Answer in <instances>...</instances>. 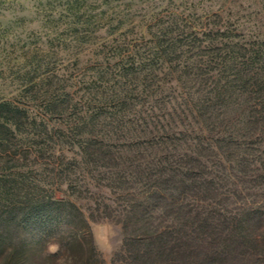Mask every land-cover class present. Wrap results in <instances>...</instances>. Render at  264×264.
I'll return each instance as SVG.
<instances>
[{
  "label": "trees",
  "instance_id": "obj_1",
  "mask_svg": "<svg viewBox=\"0 0 264 264\" xmlns=\"http://www.w3.org/2000/svg\"><path fill=\"white\" fill-rule=\"evenodd\" d=\"M149 7L0 0L1 252L21 230L75 208L32 176L36 164L52 165L70 181L69 165L57 162L65 148H76L87 178L100 175L152 213H192L197 205L183 196L264 192V42L168 34L171 26L152 33L143 24ZM210 206L196 213L202 223L213 225L216 214L249 223L248 212Z\"/></svg>",
  "mask_w": 264,
  "mask_h": 264
},
{
  "label": "rangeland",
  "instance_id": "obj_2",
  "mask_svg": "<svg viewBox=\"0 0 264 264\" xmlns=\"http://www.w3.org/2000/svg\"><path fill=\"white\" fill-rule=\"evenodd\" d=\"M15 1L26 7L36 2ZM133 1L150 6L151 16L143 24L152 33L171 26L168 34H211L214 40L217 34H229L250 47L264 42V0ZM65 149L57 154V162L62 157L60 166L69 165L70 181L51 172L52 165L36 164L32 176L42 179L47 190L50 181L57 197L75 208L67 207L62 217L42 226L21 230V237L0 251V264H264L263 190H244L241 196H183L184 203L197 205L192 213H152L132 206L139 196H119L96 173L95 179L87 178V166L72 159L76 148ZM214 200L228 216L248 212V225L219 220L217 214L213 225L202 223V214L196 213L209 212ZM156 229L162 235L154 240L132 239L152 237Z\"/></svg>",
  "mask_w": 264,
  "mask_h": 264
}]
</instances>
